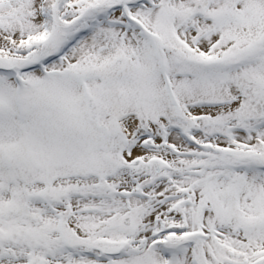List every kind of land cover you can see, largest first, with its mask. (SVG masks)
Returning <instances> with one entry per match:
<instances>
[{"label": "snow or ice", "instance_id": "1", "mask_svg": "<svg viewBox=\"0 0 264 264\" xmlns=\"http://www.w3.org/2000/svg\"><path fill=\"white\" fill-rule=\"evenodd\" d=\"M0 264H264V0H0Z\"/></svg>", "mask_w": 264, "mask_h": 264}]
</instances>
